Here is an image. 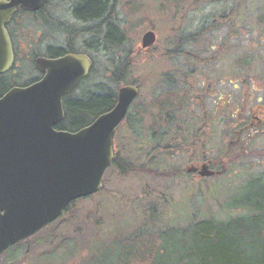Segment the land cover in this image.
Listing matches in <instances>:
<instances>
[{
    "label": "trees",
    "instance_id": "1",
    "mask_svg": "<svg viewBox=\"0 0 264 264\" xmlns=\"http://www.w3.org/2000/svg\"><path fill=\"white\" fill-rule=\"evenodd\" d=\"M225 1L213 0L214 3ZM116 7V0H47L40 11L19 12L7 26L16 54L22 48L21 43H25L31 59L30 67L37 58L52 59L71 53L80 54L82 49L86 51V46L96 50L102 44L105 49L113 50L111 58H105L106 66L113 69H107L104 74L100 73L93 56L88 55L93 60L92 69L76 91L64 98V120L57 127L59 130L76 132L90 125L98 116L113 109L119 89L127 84L133 63L128 55L122 57L116 53L124 39L123 31L115 20ZM214 20L208 24L206 21L189 38L181 34L177 36V48L166 53L167 57L171 56L169 61L182 56L200 66L184 70L172 67L169 75L166 72L164 89L156 90L148 101L139 100L127 114L124 122L127 136L124 138L138 151L148 147L147 156L151 157V161L155 159L154 155L171 158L178 152H185L196 166L209 162L210 168H215L219 173L216 178L220 179L240 158L248 155L247 149L257 140V129L251 127L252 123L248 124L252 118L244 108L245 104L255 103V109L259 111L260 99L259 90L242 78L237 82L238 91H242L239 108L230 111L231 97L228 103L217 100V95L224 92L219 91L220 86L215 83V70L226 62L227 53L229 57L234 56V61L240 53L234 55L229 43L225 44L221 59V54L218 57L211 53L214 51L213 29H218ZM259 22L264 23V8ZM225 23L228 24L227 21ZM204 35H207L204 38L207 42L205 51L210 53L205 61L199 56L203 51L182 49L178 52L182 43L194 42ZM246 53V50L242 52L240 58ZM217 59L221 60L218 67L214 66ZM248 62V56L244 55L240 61L241 67L248 66ZM170 64L177 66L172 62ZM231 64L235 65V62ZM197 69L202 74L193 75L197 78L193 83L192 74ZM210 71L213 72L209 74ZM174 72L183 77L176 79ZM6 79L7 76L0 78V87H4L0 89V96L10 86L9 79L8 82ZM224 86L225 83L221 87ZM210 100L218 116H230L226 123L228 129L220 133L223 149L217 161L208 156L209 150L207 153L204 140L212 122ZM252 122L256 125L259 119H252ZM238 146L240 149L233 154L232 150ZM252 153L257 152L251 151L249 154ZM193 157H197V162L193 161ZM112 167L118 169L122 176L137 172L164 179L178 177L175 171L149 169L146 164L139 166L124 157L118 148ZM177 172L182 175V172ZM241 180L236 192L221 206L222 217H200L193 213L186 224L173 226L167 222L164 228L153 233L150 224L155 222L156 217L150 214L140 225L142 227L146 222L144 232L140 230L110 243L88 264H264V173L249 174ZM151 209L156 215V208L152 206Z\"/></svg>",
    "mask_w": 264,
    "mask_h": 264
},
{
    "label": "rangeland",
    "instance_id": "2",
    "mask_svg": "<svg viewBox=\"0 0 264 264\" xmlns=\"http://www.w3.org/2000/svg\"><path fill=\"white\" fill-rule=\"evenodd\" d=\"M116 2L115 20L124 36L122 47L118 48L116 53L122 57L128 55L133 63L127 84L140 86L141 97L139 96L132 106L139 100L148 101L156 90L164 89L165 75H169L172 67L184 70L200 66L195 64L194 60L182 56L173 57L176 59L169 61L171 56L167 57L166 53L177 48V36L181 34L182 37L189 38L196 34L206 21L208 24L215 19L218 29H213L215 39L214 51L211 53L218 57L221 54V59L224 46L229 43V49L234 55L237 52L241 55L246 50L247 53L244 55L249 58L248 66L242 68L240 61L244 55L241 58L239 55L234 61V56L229 57L227 53L226 62L216 69L214 74L215 83L220 86L219 91L224 92L217 95V100H225L228 103L231 97L232 103L229 108L233 111L239 108L238 101L242 95L241 89L238 91L237 82L244 78L245 83L254 85L259 90V111H256L255 103L245 104L244 110L248 111L253 120L259 119L256 125L252 119L248 123L249 125L252 123L251 127L257 129L259 136L247 149L248 155L230 167L228 174L220 179L215 177L204 181L194 173L186 176V169L196 164L185 152H178L171 158L154 155L155 159L151 161V157L147 156L148 147H144V151H138L125 141L127 129L123 123L114 136L116 151L118 148L124 157L139 166L146 164L149 169L175 171L178 177L164 179L137 172L122 176L118 169L111 166L103 177V188L98 194L76 201L59 220L33 236L31 240L21 243L18 248L9 249L0 259L1 264H88L110 243L143 231L147 224L145 222L142 227L140 225L150 214L157 220L150 224L153 233L164 228L167 222H171L173 226L184 225L193 213L200 217L204 215L222 217L224 213L221 206L236 192L243 181L241 179L249 174L264 173V23L259 22V16L263 14L264 0H226L221 3H214L213 0H116ZM223 15L228 17L224 18ZM206 17L209 19L205 20ZM149 31L155 34L156 41L151 48L143 50L141 40ZM206 37L207 35H204L194 42L182 43L178 52L182 49L190 52L203 51L199 56L205 61L210 57V53L205 51ZM85 50L82 49L80 54L93 56L101 74L107 69H113L106 66V57L111 58L112 49H105V46L99 44L96 50L88 49L87 46ZM24 53L25 50L21 55ZM220 59H217L214 66L218 67ZM30 60L29 56L24 61L18 58L16 74H10V78L6 79L7 82L9 79L10 85L15 82L17 85H24L31 79L39 77L34 66L30 67ZM224 60L225 57L222 61ZM170 62L177 66L171 65ZM232 62H235V65L231 64ZM176 73H173L176 79L183 77L181 74L177 76ZM181 73L184 74L183 71ZM200 74L202 71L199 69L192 74L193 83L197 80L193 75ZM223 83L225 88L221 87ZM208 104L209 110L213 109L211 111L213 115L210 128L206 131L205 147L207 153L209 150L208 156L217 161L219 152L223 149L220 133L228 129L226 123L230 116L221 118L215 112V105L211 100ZM239 149L240 146L232 150V153ZM251 151L257 153L249 154ZM193 161L197 162V157H193ZM177 171L182 172V175ZM152 206L156 208L157 216L153 214Z\"/></svg>",
    "mask_w": 264,
    "mask_h": 264
},
{
    "label": "water",
    "instance_id": "3",
    "mask_svg": "<svg viewBox=\"0 0 264 264\" xmlns=\"http://www.w3.org/2000/svg\"><path fill=\"white\" fill-rule=\"evenodd\" d=\"M46 0H0V75L13 65L6 26L19 11L34 13ZM155 42L142 37V48ZM43 77L14 87L0 97V255L55 221L68 205L97 193L114 160L113 137L139 91L119 90L116 104L76 132L57 131L63 121V98L88 76L90 60L67 54L39 59ZM193 171L189 169L188 172ZM208 164L201 178L214 176Z\"/></svg>",
    "mask_w": 264,
    "mask_h": 264
},
{
    "label": "flooded vegetation",
    "instance_id": "4",
    "mask_svg": "<svg viewBox=\"0 0 264 264\" xmlns=\"http://www.w3.org/2000/svg\"><path fill=\"white\" fill-rule=\"evenodd\" d=\"M26 57H27V56H26ZM14 70H15V68H14ZM14 73H15V71L13 72V74H14ZM39 79H40V78H36V79L33 80V81H38ZM58 126H59V125H58ZM58 126L55 127L56 130H57V127H58ZM57 131H59V130H57Z\"/></svg>",
    "mask_w": 264,
    "mask_h": 264
}]
</instances>
